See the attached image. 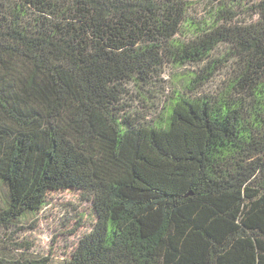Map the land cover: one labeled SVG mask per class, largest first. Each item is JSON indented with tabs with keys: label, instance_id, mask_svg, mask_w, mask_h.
<instances>
[{
	"label": "trees",
	"instance_id": "trees-1",
	"mask_svg": "<svg viewBox=\"0 0 264 264\" xmlns=\"http://www.w3.org/2000/svg\"><path fill=\"white\" fill-rule=\"evenodd\" d=\"M234 6L0 0V229L73 194L91 223L59 264H264V0L248 23ZM166 64L194 69L128 113Z\"/></svg>",
	"mask_w": 264,
	"mask_h": 264
},
{
	"label": "rangeland",
	"instance_id": "rangeland-1",
	"mask_svg": "<svg viewBox=\"0 0 264 264\" xmlns=\"http://www.w3.org/2000/svg\"><path fill=\"white\" fill-rule=\"evenodd\" d=\"M189 2L187 19L192 22L211 18L213 11L220 5L234 4V15L238 22H250L255 16L248 9L254 0H186ZM191 31V29H189ZM190 32H182V36ZM180 36V39L183 37ZM186 71L193 70L188 66ZM183 68L170 65L163 67L162 75L147 89L137 93L129 90L123 98L128 113L150 120L159 114L168 103V97L174 89L180 88L186 72ZM230 68L223 69L202 90L213 91L223 80ZM81 221V222H80ZM91 216L88 203L78 195L57 194L47 199L46 205L39 211L22 216L9 229H0V254L6 257H24L40 259L48 257L51 264H59L76 245L80 236L90 226ZM82 224V226H80ZM14 244H22L21 251H12Z\"/></svg>",
	"mask_w": 264,
	"mask_h": 264
}]
</instances>
